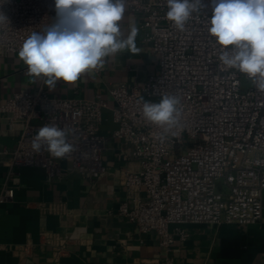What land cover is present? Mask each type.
I'll return each mask as SVG.
<instances>
[{"label": "built area", "instance_id": "built-area-1", "mask_svg": "<svg viewBox=\"0 0 264 264\" xmlns=\"http://www.w3.org/2000/svg\"><path fill=\"white\" fill-rule=\"evenodd\" d=\"M203 3L202 12L180 31L165 18L166 0H126L143 17L138 29L158 66L142 85L112 86V105L105 98L49 95L43 80L0 102V115L18 128L16 144L0 147V163L8 165L9 173L32 165L45 170L46 180L64 170L96 180L107 171L104 155L111 139L120 141L124 160L138 161V169L120 176L132 207L122 202L117 212L139 231L155 232L164 255L139 258L137 264H173L172 245L188 235L182 224H249L264 218V91L251 79L243 87L241 78L248 76L220 63V46L208 33L212 0ZM0 12L9 20L8 26L0 25V55L18 52L31 33L56 20L54 0H0ZM163 94L181 102L179 122L171 129L150 124L142 115L141 97L159 102L153 98ZM105 109L114 125L109 133L101 129ZM49 123L70 130L68 140L76 150L65 158L32 149L38 129ZM220 178L225 190L218 185ZM13 195L5 179L0 202ZM39 235L50 248L44 264H59L67 245L81 240L76 231L60 235L43 229ZM30 246L26 241L15 251L24 254Z\"/></svg>", "mask_w": 264, "mask_h": 264}, {"label": "crops", "instance_id": "crops-1", "mask_svg": "<svg viewBox=\"0 0 264 264\" xmlns=\"http://www.w3.org/2000/svg\"><path fill=\"white\" fill-rule=\"evenodd\" d=\"M142 20L126 6L120 22L122 38L126 39L130 27H138ZM136 44L138 53L124 50L110 56L103 68L82 75L75 84L58 81L54 89L45 85L48 94L105 98L112 105V86L142 85L157 70V57L143 39V30L139 29ZM32 79L18 52L0 55V102L14 91L39 86L40 79ZM113 126L110 111L105 109L101 129L109 133ZM17 137L18 128L0 115V147L14 146ZM121 147L118 139H111L104 155L107 171L96 180L82 177L76 170H64L60 177L46 180L42 167L21 165L9 173L8 165L0 163V188L5 179L14 188L13 198L0 202V264H44L50 248L40 242L43 229L60 235L80 233L81 240L67 245L59 264H137L139 258H162L164 251L155 232L139 231L117 212L122 202L132 207L120 176L139 167L133 157H121ZM126 149L130 153V148ZM62 163L65 166L68 162ZM139 196L144 199L145 192L141 190ZM182 226L188 235L176 238L172 245L173 264H264V218L249 224ZM26 241L31 242L30 248L24 254L17 253L15 248Z\"/></svg>", "mask_w": 264, "mask_h": 264}, {"label": "clouds", "instance_id": "clouds-1", "mask_svg": "<svg viewBox=\"0 0 264 264\" xmlns=\"http://www.w3.org/2000/svg\"><path fill=\"white\" fill-rule=\"evenodd\" d=\"M166 7L165 18L184 31L193 14H200L206 5L203 0H166ZM54 8L55 23L31 33L18 51L31 82L43 80L49 89L58 81L75 84L82 75L103 68L106 58L124 50L140 51L138 27L132 25L127 38H122L120 22L125 17L126 0H54ZM8 24L7 16L0 12V25ZM208 33L220 46V63L246 74L264 91V0H212ZM140 103L148 123L164 129L178 124V96L163 94L159 102L141 97ZM69 134V129L45 124L33 137L32 149L65 158L76 150L69 143Z\"/></svg>", "mask_w": 264, "mask_h": 264}, {"label": "rangeland", "instance_id": "rangeland-1", "mask_svg": "<svg viewBox=\"0 0 264 264\" xmlns=\"http://www.w3.org/2000/svg\"><path fill=\"white\" fill-rule=\"evenodd\" d=\"M252 83H251V80L250 79H248V78H246V77H242L241 78V85L243 86V87H248V86H250ZM154 100H156V101H159L160 100V98L159 97H155V98H153ZM218 185H219V187L221 188V189H226L225 188V186H224V184L222 183V179L220 178V179H218Z\"/></svg>", "mask_w": 264, "mask_h": 264}]
</instances>
